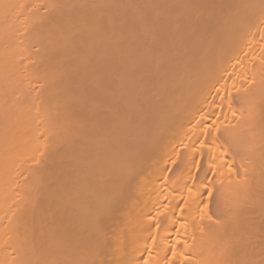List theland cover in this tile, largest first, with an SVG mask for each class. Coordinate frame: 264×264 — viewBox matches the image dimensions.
<instances>
[{
    "label": "bare ground",
    "instance_id": "bare-ground-1",
    "mask_svg": "<svg viewBox=\"0 0 264 264\" xmlns=\"http://www.w3.org/2000/svg\"><path fill=\"white\" fill-rule=\"evenodd\" d=\"M0 264H264V0H0Z\"/></svg>",
    "mask_w": 264,
    "mask_h": 264
}]
</instances>
